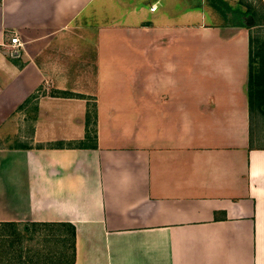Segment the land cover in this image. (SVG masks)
<instances>
[{
    "label": "crops",
    "instance_id": "crops-1",
    "mask_svg": "<svg viewBox=\"0 0 264 264\" xmlns=\"http://www.w3.org/2000/svg\"><path fill=\"white\" fill-rule=\"evenodd\" d=\"M209 2L0 1V129L40 93L35 145L0 151V264H264L256 26ZM79 24L95 43L90 90L48 55L75 46ZM94 102L97 146H67L86 139Z\"/></svg>",
    "mask_w": 264,
    "mask_h": 264
},
{
    "label": "rangeland",
    "instance_id": "rangeland-1",
    "mask_svg": "<svg viewBox=\"0 0 264 264\" xmlns=\"http://www.w3.org/2000/svg\"><path fill=\"white\" fill-rule=\"evenodd\" d=\"M1 1V0H0ZM209 4L216 8L221 13V22L225 24H234V23H245L249 25H255L254 31L260 32L259 40L264 43V21L258 17V11L264 5V0H241L240 2H231L230 0H210ZM236 7V8H235ZM232 9V14L229 10ZM239 9V10H238ZM231 11V10H230ZM226 12H228L226 14ZM225 13V14H224ZM100 19H89V24L99 25ZM81 23V22H80ZM79 24L77 30L74 33V40L76 42L75 46L66 47L63 51H58V49H51L48 52L50 57H60L61 59H66L68 61H63L66 66L70 64L73 70L79 73H86V77L90 80H86L82 83L78 82L77 88L84 90L93 89V81L95 74V43L92 41L90 43L87 40L82 41L81 34L84 33V28ZM94 33V32H92ZM95 34V33H94ZM89 38V35H86ZM91 37V36H90ZM89 41V40H88ZM85 42V43H83ZM78 43V44H77ZM66 45V44H64ZM81 48L80 51L77 49ZM16 50L13 48L10 50L9 54ZM57 54V55H56ZM253 59L256 61H264V46L261 47V44L257 43ZM89 74V75H88ZM81 82V81H80ZM79 85L83 87H79ZM55 91L54 88L51 90H46L49 94H53ZM76 95H82L79 92H72ZM39 95V94H38ZM37 99L33 101L24 109L17 110L13 116L6 122L5 126L0 129V151H5L9 149H23L27 147L34 146L33 135L35 132V116L34 108L36 107ZM92 111L94 117H96V103L94 102ZM93 125L96 124V119H94ZM92 125V130L94 126ZM97 126V124H96ZM253 133H254V145L258 147H264V101L261 104V108L257 103L256 109L253 113Z\"/></svg>",
    "mask_w": 264,
    "mask_h": 264
},
{
    "label": "trees",
    "instance_id": "trees-1",
    "mask_svg": "<svg viewBox=\"0 0 264 264\" xmlns=\"http://www.w3.org/2000/svg\"><path fill=\"white\" fill-rule=\"evenodd\" d=\"M260 32H251V49H250V73H249V84H248V90H249V99H250V107H251V113H254L257 103L261 108V104L264 101V61H256L253 59V55L255 52L256 44H261V47L264 46V43L260 42ZM40 94V93H39ZM38 93L32 95L29 97L20 107L19 109L26 108L33 99L38 98ZM52 96H60V97H78V98H85L84 95H76L69 91H62V90H55L53 91ZM37 104V103H36ZM34 110H38V107L34 108ZM96 117H94L92 108H89V112L87 115V124H88V130H87V136L86 139L83 141H76L72 143H68L67 146H77V147H86L88 146V141L95 142V145L97 146V110L95 112ZM96 119V124L93 125V121ZM92 125L94 126V129L92 130ZM66 146L64 142H59L57 144H53L52 147H63Z\"/></svg>",
    "mask_w": 264,
    "mask_h": 264
},
{
    "label": "built area",
    "instance_id": "built-area-1",
    "mask_svg": "<svg viewBox=\"0 0 264 264\" xmlns=\"http://www.w3.org/2000/svg\"><path fill=\"white\" fill-rule=\"evenodd\" d=\"M152 9H153V10H156L157 7H156V6H153ZM11 43H12L13 46H15V47H17V46H18V47H21V45H22V43H21V41H20V38H19L17 35H15L14 37H12V39H11ZM12 55L15 56V53L13 52Z\"/></svg>",
    "mask_w": 264,
    "mask_h": 264
}]
</instances>
